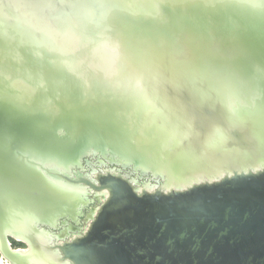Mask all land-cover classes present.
Masks as SVG:
<instances>
[{"label":"water","instance_id":"1","mask_svg":"<svg viewBox=\"0 0 264 264\" xmlns=\"http://www.w3.org/2000/svg\"><path fill=\"white\" fill-rule=\"evenodd\" d=\"M0 240L19 264H264V0H0Z\"/></svg>","mask_w":264,"mask_h":264},{"label":"flooded vegetation","instance_id":"2","mask_svg":"<svg viewBox=\"0 0 264 264\" xmlns=\"http://www.w3.org/2000/svg\"><path fill=\"white\" fill-rule=\"evenodd\" d=\"M104 158H102V161L100 159V161H98L97 163L100 162H108V164H113L114 166H118L121 167V165L117 164L116 162H110L106 159H104L105 161H103ZM86 162V161H85ZM89 165V162H88ZM91 168H89L90 170ZM121 173L122 170L118 169ZM159 177L156 178H152L154 181H152L153 183L156 182L158 183ZM160 184V183H159ZM158 186V185H156ZM101 197H96L94 196V194L92 193H88L87 196L85 197V205L81 207V209L79 210V212L77 213V215L74 218H69V217H61L57 220V225L55 228L52 229H48L50 233L53 234H58V235H63L62 239H69L71 236L77 235L80 232H82L84 230L83 226H86L87 222H88V214L91 212V210L97 206V203H99ZM94 202L93 205H91ZM58 229V230H57ZM55 230H57V232H55ZM9 243H10V239L7 238ZM11 246V243H10ZM18 248V247H17Z\"/></svg>","mask_w":264,"mask_h":264},{"label":"rangeland","instance_id":"3","mask_svg":"<svg viewBox=\"0 0 264 264\" xmlns=\"http://www.w3.org/2000/svg\"><path fill=\"white\" fill-rule=\"evenodd\" d=\"M102 158H103L102 156L97 155V154H93V155L88 154V155L82 157L81 166L77 170H79L83 174L93 175L95 169H98L100 171L111 170V171H117V172L119 171L118 169H121L123 173H128L130 175L129 176L130 178L131 177L134 178L136 180V182L138 183V185H140V186H143L145 183H148V182H150L149 185L153 184L155 186L156 185L159 186L162 183L161 178H158V180H159L158 183H156V182L153 183L152 181H154V180L152 179V177L149 173L144 174V175H141L139 172L135 173L132 170L131 166L118 167V166H114L113 164H108L107 161L97 163L98 161H100V159L102 161ZM103 161H105V160L103 159ZM88 162H89V165H88ZM89 168H91V169L89 170ZM93 204H94V202L91 205H93ZM97 205H98V203H97ZM85 227L86 226H83L84 229H85ZM57 230H55V232H57ZM8 238L10 239L12 249H15L17 247L22 249V248H25L27 246L24 242H20V241L16 240L15 238H12V237H8ZM1 257L2 256H1V252H0V258Z\"/></svg>","mask_w":264,"mask_h":264},{"label":"snow or ice","instance_id":"4","mask_svg":"<svg viewBox=\"0 0 264 264\" xmlns=\"http://www.w3.org/2000/svg\"><path fill=\"white\" fill-rule=\"evenodd\" d=\"M111 191L113 193V196H118L120 189L118 185L113 184L111 186ZM209 209L206 206L194 204L187 207H180L177 209H174V214L179 215L181 218L185 220H193L200 217H203L209 213Z\"/></svg>","mask_w":264,"mask_h":264},{"label":"bare ground","instance_id":"5","mask_svg":"<svg viewBox=\"0 0 264 264\" xmlns=\"http://www.w3.org/2000/svg\"><path fill=\"white\" fill-rule=\"evenodd\" d=\"M113 162H114V160H112ZM136 182V181H135ZM149 183L150 182H148L147 183V187L149 188V189H152V188H155V187H157V186H155V185H153V184H151V185H149ZM162 184V183H161ZM160 184V185H161ZM159 185V186H160ZM67 188H69V189H71V190H73V191H75V192H79V193H81V192H84L85 191V189L82 187V188H74V187H67ZM102 196V195H101ZM53 236H54V234L53 233H51ZM49 236L51 237V235L49 234ZM1 249H3V246H2V242H1V240H0V252H1V258H0V264H19L18 262H15L14 260H12L11 258H9V257H7L5 254H4V252H2L1 251ZM20 250H18V252L20 253V254H22V253H24V252H26L25 250V248H19ZM48 258H52V256L50 257V255L48 256ZM32 259H34V260H38L39 259V256H37V258L35 257H32ZM28 260L30 261L31 260V257H29L28 258ZM40 260V259H39Z\"/></svg>","mask_w":264,"mask_h":264}]
</instances>
